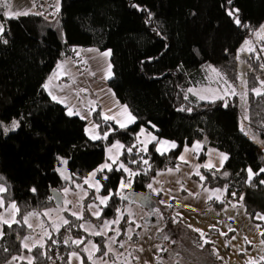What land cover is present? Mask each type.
Listing matches in <instances>:
<instances>
[{
  "label": "trees",
  "instance_id": "obj_1",
  "mask_svg": "<svg viewBox=\"0 0 264 264\" xmlns=\"http://www.w3.org/2000/svg\"><path fill=\"white\" fill-rule=\"evenodd\" d=\"M232 7L239 9L241 21L248 28L237 27L226 14V8ZM3 9L0 7V22L8 43L0 40V123L17 120L20 127L7 134L0 128V176L20 209V223L11 228L3 226L0 264L23 253L33 258V264L53 260L66 264L70 251L80 252L85 264H90L81 251L84 245L72 243L81 237L96 241L105 250L106 238L89 236L75 227L52 232V238L44 240V248L29 252L21 244L26 230L22 217L55 205L50 191L58 189L62 193L66 183L83 181L105 160V148L115 141L125 146L120 162L140 175L132 178L131 189L120 193V181L127 177L123 170L116 171L117 165H113L112 172L97 173L96 178L104 185L100 194L113 193L103 209L102 220L116 218L117 209L129 204L120 195L151 196L147 185L155 174L173 168L182 147L195 140L228 156L218 171L201 169L205 176L202 184L227 186V193L243 195L248 214L264 213V184L259 183L264 173L254 176L251 183L247 173L249 167L254 173L264 168V150L241 132L240 103L230 97L225 108L223 101H201L187 92L206 83L209 65L222 72L229 83L235 82L238 51L264 23V0H233L232 5L227 0H60L59 28L41 13L29 12L10 19ZM88 47L110 51L112 76L108 85L136 118L127 129H119L95 110L93 121L100 125L102 135L110 132L107 140H91L86 122L69 116L43 87L71 49ZM248 81V89L256 85L254 79L249 77ZM245 111L249 117L245 121L247 130L264 141V97L249 91ZM141 128L159 140L175 142L177 148L160 155L153 141L146 153H138L139 146L128 153L126 149L137 144ZM203 156L202 152L199 159ZM141 157L148 160V165ZM61 159L67 160V165L61 164ZM133 160L137 162L131 163ZM58 168L65 169L70 179L65 180ZM105 175L107 180L102 179ZM253 220L264 231V223ZM17 264L28 261L19 260Z\"/></svg>",
  "mask_w": 264,
  "mask_h": 264
},
{
  "label": "rangeland",
  "instance_id": "obj_2",
  "mask_svg": "<svg viewBox=\"0 0 264 264\" xmlns=\"http://www.w3.org/2000/svg\"><path fill=\"white\" fill-rule=\"evenodd\" d=\"M53 1H54L55 8L59 9L60 0H53ZM248 39L253 40L254 47L256 48V52L254 54H248V53H240L238 51L239 59H237V64H238L237 77L235 79V82L232 83L237 87L238 92L240 91V87H239L240 78L242 76L245 77L247 81L249 77L251 79H254L256 81V85L254 87H258L260 80L264 79V68H261V65L264 64V52L261 51V49L264 48V42L259 41L254 36V34L251 35ZM105 51L108 52L109 50L100 51V53H103ZM257 56H259L260 58L257 59L256 58ZM87 67L88 66H86V68L81 67L82 68L81 69V68H78L77 66H74L73 68L69 70L67 78L62 81L63 83H61V80L53 79L54 73H57V71L56 70L54 72L52 71V73L50 74L49 78L47 79L45 83L49 85L47 90H49L50 92L59 93L60 96L65 100L69 108H71L70 104L71 103L73 104V101L76 102L78 95L80 94V92H82V91L80 92L77 91L78 88L79 90H81L80 85L84 83L83 80L85 79V75L82 74V76H80V71L81 70L87 71ZM86 75L88 77V74ZM209 77H210V72L208 71L207 76H206V83L200 86H197V87H192V88L195 90H199L207 86L216 88L218 85L212 82L209 79ZM248 84H249V81H248ZM195 97L198 100H200L198 96L195 95ZM72 98H74L75 100ZM236 100L238 103H240V106H241V101L239 97H236ZM201 101H209V100H201ZM241 114H242V121H243L244 112H243L242 106H241ZM90 121L91 120L86 121L87 129H90L92 126ZM243 122L245 124V121ZM11 123L12 121L10 123H2V124L4 127H10ZM97 131L99 132L98 129ZM140 132L141 130L139 131L138 135H140ZM147 134L148 132L145 131L144 135L140 136V139L141 140L146 139ZM258 139L261 140L260 138ZM166 141H169V140H166ZM257 144L264 150V145H261L259 143ZM109 146L105 148V160L101 164L105 163V161L107 160V157H108L107 148ZM138 146L142 147V145H138ZM181 154H183V151L182 153H180V155ZM189 156H193V155L189 154ZM199 156L196 159V161L198 162V165H204L203 163L204 156L202 160L199 159ZM187 165H188L187 169L180 168L179 172H172V173L168 172L169 178L172 176V180L168 179V181L167 180L164 181L165 183L173 182L175 185V188H177V190L172 189L170 191V193L180 196L179 198H177V200L174 199V202L176 205H173L171 203L172 200L170 201V199L166 201V204H160L159 203L160 195H156L149 189L150 194H151L150 196L151 208L152 210L158 208L160 213L163 214V219H160L156 215L148 216V213L152 210L149 209L148 206L144 207L138 203L126 204L121 208V212H123L124 218L120 221L119 225H113V228H116V227L120 228L121 234L117 237L118 242L116 244H113L112 247L118 250L119 252L125 253V255H127L128 251H133L134 248L142 247L143 248L142 252H139V251L133 252L135 256L139 257V261L137 262L133 260L132 264H157L156 257H159L164 262V264H219L220 261H222V264H227L230 258H232V255L236 256L235 262H237V264H246V261L249 259V257H256L255 255L261 251L260 241L262 238H260V235H259V231L261 227L258 231L257 229V225H259L258 222L250 218L244 200L243 201L240 200V197L242 196V194L235 193V196H233L232 193L234 192H230V193L226 192L225 195L222 197V199L225 201L224 203H221L220 201H217L215 199L209 201L207 199L209 193L204 191L205 188L212 190L216 188L224 189V187H208V186L203 185L202 180H200V177L193 174L195 171H193L194 167L192 163L190 162ZM174 168L175 166L173 167V169ZM202 168L204 167L199 168V171L201 174H202L201 172ZM161 173L162 171L158 172L157 178L161 177L162 175ZM85 179H83V181L81 182L73 181L72 183L70 182L66 183L63 189L67 187L70 189V191L65 196L63 189H62V193H61L62 201L64 199L72 201V203L66 205V207L72 209L73 211H80V208L77 205H78V202L81 203L85 209L83 212L84 220L90 221L93 225H96L99 227L102 221L105 219L102 220L100 218L99 220H97L96 217L92 216L91 212L87 210L88 204L90 203L98 204L99 201L95 200V196L97 195L95 193V190L93 188H89L88 184L84 183ZM95 179L98 180L96 177ZM0 183H4L8 187V184L4 182V180L0 181ZM76 185H82L83 190L87 192V196H84V191H82L80 188H77ZM201 185H203V187H201ZM182 186H183V189H186V191L182 190ZM189 193H199V196L189 195ZM2 195L5 196L6 206L9 203V201H14L9 194V188H8V192ZM99 195L101 194L99 193ZM81 197H83L82 200H81ZM165 197H170V196L168 195ZM187 202L190 203L189 204L190 207H185ZM232 204H236V207L233 208ZM241 204H243V207L240 206ZM167 205H171V207H173V212L170 213V216H171L170 219H168L167 213H166V211H168V208H169ZM162 206H165V208ZM192 206L193 208L191 209ZM61 207H62V202L59 205H53L45 209H42L40 212L33 211V212L40 213V215L30 217L29 222L33 226L31 229L28 228L26 224H24L26 226V230L24 234L21 236L22 246L24 244V240H23L24 237H28V236L32 237V239L27 241V243H29L30 246L35 240H39L41 238L42 230L39 227V225L42 221L44 223L45 228H47L49 232L51 233L54 232L51 227L50 218L44 216L43 213L45 211L55 210ZM129 210H131V212L134 213V215L131 217H129L128 215ZM2 211L3 210H0V212ZM179 212L187 214L190 217L189 221H185L184 219L177 217V216H181L180 214L177 215V213ZM61 214L65 218H68L71 221V224L69 226H65L61 228H66V229L75 228V227L79 228L78 225L84 222V221L76 220V218L70 216L68 212H61ZM23 217H22V220H23ZM51 217L53 219L56 217L55 211H51ZM229 217H233L234 219L230 220ZM116 218H113L111 220H114ZM16 219H17V216H16ZM173 219H175L176 222H173ZM130 220H135L136 223L135 224L129 223L128 221ZM136 224L141 225V227H136ZM72 225H76V226H72ZM189 225H191V227H189ZM212 225H215V228H212L211 227ZM202 226H204V228H207L206 231H203L204 233L203 238H201L200 232L194 231V229H198V228L201 230ZM129 227L133 229L131 233V235L133 236V239L132 241L127 242L128 234L126 233V230ZM229 227L236 229V231L228 232ZM158 229H163V232L162 233L159 232ZM220 232H227V236L220 235L219 234ZM165 234L168 235L169 237V239H167L168 241L163 239V235ZM114 235H115V232H112V231H109L107 233V236L104 237L106 238L105 246L108 243L107 237L114 236ZM232 236H235L236 239L231 241V245H229L228 247H225L226 243H228L229 239ZM244 237H247V239L251 241L250 245L245 244ZM46 238L47 237H45L44 240ZM88 240H91L92 242L98 245L96 241L92 239H88ZM88 240H86L85 243H87ZM202 240L210 241L209 245L206 247L199 245L198 243L201 242ZM119 241H126L124 248L119 247ZM150 245L152 248L151 249L152 256L149 254ZM157 245L161 246L163 249H167V251L158 252L157 247H156ZM245 248L248 249L246 253L240 251L241 249H245ZM71 252L73 251H70L69 254ZM96 255L100 256L101 253L99 254L96 253ZM80 256L82 257L83 255L80 253ZM16 257H24L25 259L23 260H27V258L30 256L27 253H23L22 255L16 256ZM106 259H109V262L111 264V260L114 259V257L110 256V257H106ZM19 260L21 259L12 261V258H11L4 264H9L10 261L12 262V264H17ZM68 262H69V255H68ZM68 262L66 264H68ZM49 264H60V263L56 260H53ZM71 264H80V262L76 260L75 258H73L71 260Z\"/></svg>",
  "mask_w": 264,
  "mask_h": 264
},
{
  "label": "snow or ice",
  "instance_id": "obj_3",
  "mask_svg": "<svg viewBox=\"0 0 264 264\" xmlns=\"http://www.w3.org/2000/svg\"><path fill=\"white\" fill-rule=\"evenodd\" d=\"M233 0H227V4L228 5H232ZM134 8H137L138 10H141L139 8V5L133 4L131 5ZM0 7H3L5 9H7V11L4 13L5 15L8 16V18H16L19 17L20 15H29L31 13L27 12V11H15L13 12L12 9V5L10 0H0ZM223 7V5H222ZM58 10V8H57ZM146 10V9H143ZM226 14L232 19V21L234 22V24L239 27V28H248L249 25L246 23H243L241 21V18L239 16V9L232 7V8H226ZM151 13H149V17H151ZM3 33H4V25L0 24V40L3 41V43L7 44L8 41L6 39L3 38ZM254 36L259 40L264 42V24L260 25L258 29L254 30L253 32ZM262 52H264V48L261 49ZM240 53H248V54H254L256 52V48L254 47V42L251 39H245L243 41V44L241 46V48L239 49ZM110 53H104V55H109ZM257 59H259L260 57L257 56ZM237 59H239V56H237ZM261 68H264V64L261 65ZM63 69V65H57V70L58 72ZM208 71L210 72V77L209 79L216 83L218 86L216 88H213L211 86H207L204 87L202 89L199 90H195L193 88H189L187 89L188 93H192L193 95L198 96V98L200 100H209L212 103H215L217 100L223 101V107L227 108L229 106V99L230 97H239L240 101H241V106L242 108H244L246 110L247 108V98L249 95V91L255 95L256 97H264V79H261L259 82V86L258 87H253L251 89H248L247 85H248V81L245 77H241L240 78V91H237V87L232 84L229 83L226 76L220 72L218 69L212 67L211 65L208 66ZM57 73H54V76H56ZM51 79V78H50ZM48 84L43 85L44 88H48ZM80 91H86L85 89H81ZM51 95V93H49ZM53 100H56L57 102H64L62 100H60L59 98H57L55 95L52 96ZM187 95L185 96V99H187ZM89 104L92 105L94 104V102L89 101ZM180 111H184L185 109L181 108L179 109ZM95 111L94 107L89 108V114ZM188 111H191V109H188ZM68 115L72 116V115H78L80 116L81 119H86L85 116L81 115L79 110H73L72 108L68 109ZM118 115H124L126 116L125 120H121L117 118V115H107L105 114L103 116L104 121H115V123L119 126V129H127V127L129 126V124L131 123H135L136 118L134 116L131 115L130 112H128L127 106H124L121 109V113ZM249 119L247 112L245 111V114L243 116V121H247ZM241 122L240 125V130L241 132H243L246 136H250V138H252L256 143H259L261 145H264V141L259 140L255 135H253L249 130L246 129V126L244 124V122ZM20 127V123L17 120H13L11 123L10 127H4L2 123H0V128H3L4 134H7L8 132L11 131H15L17 128ZM100 127L99 124H93L91 126L90 129H86V132L89 134V138L92 140H107L108 136L110 134L109 131H105L103 133V135H101L97 129ZM155 127V126H153ZM117 129H111V131H116ZM145 133V129L141 128V132L140 135L137 136V144L132 145L131 147H128L126 149V151L128 153H132L133 148H137L138 145H142V147L138 148V153L139 152H147V145L149 143H152L153 141L156 142V151L160 154V155H164L167 151H170L172 149L177 148V145L175 142H169L166 140H159L157 137L153 136L151 133L147 134V138L144 140L140 139V136L144 135ZM167 146V147H165ZM125 149V146L123 144H121L119 141H116L115 143L111 144L108 148H107V152H108V157L107 160L105 161V163L101 164L94 172H92L90 174V176L88 178L85 179L84 183L88 184L89 188H93L95 190V193L97 194L95 196V200L99 201V203H90L87 205V210L91 212V215L96 217L97 220H99L102 216L103 213V209L108 207V202L110 199H112L113 193L111 191H109V194L107 196H101L99 195V193L101 192L102 188L104 187V185L101 184L100 180H96L95 177L97 175V173H102L105 170H107L108 172H112L113 171V165H117L116 167V171H120L123 170L124 173H127V177L122 178L120 181V185H119V190L120 193H123V191L125 189H131L132 187V182H133V177L140 175L139 172L137 171H133L131 170L129 167H127L123 162H120V156L124 154L123 150ZM202 149V144L198 141L196 142L191 148H188L187 146H185L184 148V153L181 154L178 159L182 164H189L190 162L186 159V154L189 152L192 153H196L198 154L199 151ZM220 155V166L223 167L224 162L228 159V156L226 154H219ZM142 159L143 164L148 165V160L147 159ZM110 161V162H109ZM61 164L63 165H67V160L61 159ZM137 161L133 160L131 161V163H136ZM150 167V166H149ZM200 167H204L206 169H213L216 166L211 163V161H209L208 163L204 164V165H196L195 166V172L193 174L197 175L200 177V180H205V176L202 175L199 171ZM219 169H217L218 171ZM57 171L61 174V176L65 179V180H69L70 177L65 175V169L62 168H58ZM180 171V165L178 164L174 169L173 168H169L167 169V172L172 173V172H179ZM247 173H248V182L251 183V181L253 180L254 176H259L261 173H264V168H260L259 171L257 172H253L252 168L249 167L247 169ZM146 174V173H145ZM225 176L228 175V173H224ZM103 180H107L108 177L105 175L102 177ZM4 178L2 176H0V181H3ZM156 183H159L158 181H156ZM259 183L264 184V180H260ZM77 188H80L82 191L83 190V186L82 185H76ZM147 187L156 195H160V193L163 191L162 188H154L153 184H148ZM201 187H203V185H201ZM182 190L183 186H182ZM31 191L35 192L36 189L33 188L31 189ZM70 191L69 188H64L63 192L65 194V196L68 194V192ZM170 191V190H169ZM205 192H208L209 195L207 197V199L209 201L215 199L217 201H220L221 203H224L225 201L222 199V197L225 195V193L227 192V186L224 187V189H220V188H216V189H212L209 190L207 188L204 189ZM8 192V187L4 184V183H0V210H3L2 212H0V238L3 237L4 235V231H3V226H7L8 228H11L13 224H18L20 223V221H18L16 219V216L19 214L20 209L18 207V205L15 203V201H9V203L7 204V206L5 205V196L2 195L4 193ZM189 195H193V196H199V193H189ZM233 196H235V193H232ZM84 196H87V192L84 191ZM83 199V197H81V200ZM121 199L123 200H129L131 199L130 195H121ZM244 197L241 196L240 200L243 201ZM72 201L64 199L62 201V207L59 209H55V210H50V211H45L43 213L44 216L49 217L51 220V227L52 230L55 232H59L61 227H65V226H69L71 224V221L68 218H65L61 212H68L70 214V216L75 217L76 220H80V221H84L83 223H81L80 225H78L79 228L83 229L86 233H88L89 236H102L105 237L107 236V233L109 231L115 232L114 236H108L107 240L108 243L106 245V250H103L101 248V246L97 245L96 243L92 242L91 240H88L87 243H85L86 237H81L78 239H75L72 241L73 244H75L77 247H79L80 245H84V247L81 249V251L83 253L86 254L87 256V260L91 262V264H110L109 259H106V257H114V259L111 260V264H132V261H139V257L135 256L133 254L134 251H139L142 252L143 248L142 247H138V248H134L133 251H128L127 255H125V253L123 252H119L118 250L114 249L112 247L113 244H116L117 241V237L121 234L120 228L116 227L113 228V225H119L120 221L124 218V214L123 212H121L120 209H117V218L114 220H103L101 225L98 227L96 225H93L90 221H85L84 220V206L78 202V207L80 208V211H73L72 209L66 207V205L71 204ZM160 204H166V201L160 200L159 201ZM103 206V207H101ZM168 207H171V205H167ZM241 207H243V204L240 205ZM185 207H190V206H185ZM232 207L235 208L236 204H232ZM95 209V210H93ZM226 210V209H225ZM51 211H55L56 212V217L53 219L51 217ZM40 215V213L37 212H30L27 213L24 217H23V222L24 224H26L28 226V228H32V224L29 222L30 217L32 216H38ZM128 215L129 217L133 216L134 213L131 212V210L128 211ZM152 215H156L158 216L160 219H163V214L160 213L159 209L156 208L152 211H150L148 213V216H152ZM177 215H179V213H177ZM251 218L253 219H257V220H261L264 221V213H260V212H255V213H250L249 214ZM229 219H234L233 217H229ZM129 223L135 224V220H130L128 221ZM173 222H176L175 219H173ZM72 226H76V225H72ZM39 227L42 230V235L41 238L39 240H35L31 246L29 245V243H27L28 240L32 239V237L28 236V237H24V248L27 249L29 252H31L34 248H44V238L47 237L48 239H51V232H49L47 230V228H45L43 221L40 223ZM136 227H141V225L136 224ZM189 227H191V225H189ZM212 228H215V225L211 226ZM257 229L259 231L260 229V225H257ZM133 229L131 227H129L126 230L127 235V242L132 241L133 236L131 235ZM159 232H163V229H158ZM194 231L200 232L201 234V238L204 237V233L202 230L200 229H194ZM236 229L229 227L228 228V232H235ZM222 236H227V232H220L219 233ZM259 235L261 237H264V231H259ZM163 239L167 240L169 239L168 235H163ZM236 237L232 236L228 243H226L225 247H228L229 245H231V241L235 240ZM53 243H56L55 240L52 241ZM68 241L66 240L65 243H67ZM210 241L208 240H204V243H209ZM244 242L245 244L250 245L251 241H249L247 239V237H244ZM126 241H119V247L120 248H124ZM157 251L161 252V251H167V249H163L161 246L157 245ZM260 247H261V251L264 252V239H261L260 241ZM5 251H7V249H5ZM240 251L242 252H247L248 249H241ZM96 253H101L100 256H97ZM75 258L76 260H78L80 262V264H85L84 259L80 256L79 252L73 251L69 254V262L68 264H71V260ZM17 259H25L24 257H12V261H15ZM222 259V257H221ZM28 264H33V258L28 257L27 258ZM156 261L157 264H164V262L159 258L156 257ZM9 264H12V262L10 261ZM246 264H264V255H260L259 257H249V259L246 261Z\"/></svg>",
  "mask_w": 264,
  "mask_h": 264
},
{
  "label": "crops",
  "instance_id": "obj_4",
  "mask_svg": "<svg viewBox=\"0 0 264 264\" xmlns=\"http://www.w3.org/2000/svg\"><path fill=\"white\" fill-rule=\"evenodd\" d=\"M43 1H44L45 8L50 10V12H47L46 14H43V15L46 16L47 18L55 21L57 27L59 28V24L57 21V14H58L59 9L57 10V8H55L53 0H43ZM10 2L12 5L11 10L13 12H15V11H20V12L27 11V12H32V13H40V11L38 10L37 4L33 0H10ZM6 11H7V9H3L4 13ZM6 17L8 18L7 15H6ZM0 24H1V22H0ZM108 52L110 53V51H108ZM108 52L105 51L103 53H100L99 50H97L96 48H93V47L74 48V49H71V52L68 55H66L61 61L58 62L57 65L62 64L63 69H61L58 72L57 65L53 69V72L55 70L57 71V75L54 76L53 79L54 80H61V83H63L62 81L67 78L68 72L71 68H73L74 66H77L78 68H81V67L86 68V66H88L87 71L86 70L80 71V76H82V74L85 75V79L83 80L84 83L82 85H80V89H85L86 91L80 92V90L78 88L77 91L80 92V94L78 95L76 102L73 101V104L71 103L70 106L74 111L79 110L81 115L85 116L88 121L91 120L94 124H96L92 118V113L94 111H92L89 114V108H91V107H94L95 110H97V109L99 110L101 118H103V116L105 114H107V115H117V118L121 119V120L126 119V116L118 115L121 113V109L126 105L120 103L117 100V98L115 97V95L113 94V92L110 90V88L108 86V80L112 76L111 65H110V54L104 55V53H108ZM86 74H88V77ZM45 90L52 100H53L52 96L55 95L60 100L64 101L62 103L61 102H58V103L61 104L62 106H64L66 108L67 113H68L69 106L66 104L65 100L60 96V94L57 92H50L46 88H45ZM49 93H51V95ZM72 99H74V98H72ZM54 101L57 102L56 100H54ZM89 101L94 102V104L90 105ZM128 112H130L129 109H128ZM131 115H132V113H131ZM74 116H78V115H74ZM78 117H80V116H78ZM86 119H83V120L86 122L87 121ZM91 121H90V123H91V125H93V123ZM112 122L114 124H116L115 121H112ZM132 124L133 123L129 124V126ZM86 129H87V122H86ZM86 134L89 137V134L87 132H86ZM161 140H163V139H161ZM93 141H96V140H93ZM198 141L199 140H195L190 145H184L182 147L183 149H181V150L184 153L185 146H187L188 148H191ZM169 142H172V141H169ZM199 142L202 144V149L199 151L198 154L192 153V152H189L186 154V159L189 162H191L193 167H194L193 171L196 170L195 166L198 165V162L196 161V159L198 158V156L202 152L204 153V161H203L204 164L211 161V163L215 164V166H216L213 169H220L221 166L219 164L220 163V155L219 154H221V153L226 154V153L219 151L218 149L213 148L211 146L205 145L203 141H199ZM165 147H167V146H165ZM182 151L180 153H182ZM189 154H191L193 156H189ZM179 156H180V154H179ZM178 164L180 165L181 169L182 168L187 169V167H188L187 164H182L179 161V159H178V163L175 165V167ZM157 174H158V172L155 174V176H154L155 178L153 177L154 180L152 179L151 183L153 184L154 188H162L163 189V191L160 193L159 201L160 200L167 201L168 199H170V201L172 200L171 203L173 205H176L174 202V199L177 200V198H179L180 196L176 195V194L174 195V194L170 193V191L172 189L177 190V188H175V185L173 182H171V183H168V182L165 183L164 182L165 180L168 181V179L172 180V176L169 178V173L166 170L162 171L161 177L157 178ZM156 180L159 183H156ZM168 195L170 197H165ZM189 204L190 203L187 202L186 205L189 206ZM162 207L165 208V206H162ZM192 208H193V206L191 207V209ZM172 212H173V207H170V210L168 208V211H166L167 217L169 219L171 217L170 213H172ZM179 214L181 216H177V215L176 216L184 219L185 221H189L190 217L187 214L182 213V212H179ZM257 221L264 223V221H261V220H257ZM206 229L207 228H204V226L201 227L202 231H206ZM260 231H261V229H260ZM260 238H261V236H260ZM197 242H198V240H197ZM198 244L201 246H204V247L209 245V243H204L203 240L201 242H199ZM151 249L152 248L150 245V248H149V254L150 255H151V251H152ZM260 255H264V252L260 251L255 256L259 257ZM235 258H236V256L232 255V258H230V260L227 264H237V262H235ZM219 264H222V261H220Z\"/></svg>",
  "mask_w": 264,
  "mask_h": 264
},
{
  "label": "water",
  "instance_id": "obj_5",
  "mask_svg": "<svg viewBox=\"0 0 264 264\" xmlns=\"http://www.w3.org/2000/svg\"><path fill=\"white\" fill-rule=\"evenodd\" d=\"M52 197H53V201L55 205H59L62 202V195L61 192L58 189H52L50 191ZM124 195H130L131 199L129 200H125L127 201L129 204H134V203H138L141 206L144 207H149V209L152 210L151 208V204H150V195L147 193H127ZM119 198L121 199V195L119 196ZM20 238H17V241H19Z\"/></svg>",
  "mask_w": 264,
  "mask_h": 264
},
{
  "label": "built area",
  "instance_id": "obj_6",
  "mask_svg": "<svg viewBox=\"0 0 264 264\" xmlns=\"http://www.w3.org/2000/svg\"><path fill=\"white\" fill-rule=\"evenodd\" d=\"M33 1L37 4V7L40 13L46 14L47 12H50L49 9L45 8L43 0H33Z\"/></svg>",
  "mask_w": 264,
  "mask_h": 264
}]
</instances>
